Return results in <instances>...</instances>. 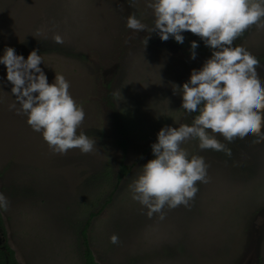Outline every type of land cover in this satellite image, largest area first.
Instances as JSON below:
<instances>
[{
    "label": "rangeland",
    "instance_id": "obj_1",
    "mask_svg": "<svg viewBox=\"0 0 264 264\" xmlns=\"http://www.w3.org/2000/svg\"><path fill=\"white\" fill-rule=\"evenodd\" d=\"M130 14L152 27L145 0H0V54L10 46L27 58L38 49L49 82L63 74L84 108L78 133L96 141L90 153L53 152L9 109L10 86L0 88V192L9 201L0 210L2 244L19 264H85L87 248L97 264H264V140L229 143L215 134L230 155L189 140L182 147L208 166L194 197L165 207L163 219L132 200L129 185L153 158L158 130L190 125L197 114L180 107L176 85L211 53L190 32L183 44L134 32ZM236 45L264 65V26L253 25Z\"/></svg>",
    "mask_w": 264,
    "mask_h": 264
},
{
    "label": "clouds",
    "instance_id": "obj_2",
    "mask_svg": "<svg viewBox=\"0 0 264 264\" xmlns=\"http://www.w3.org/2000/svg\"><path fill=\"white\" fill-rule=\"evenodd\" d=\"M152 10L149 29L135 14L126 18V27L134 32L156 33L161 41L170 38L183 44V33L200 38L210 50L201 67L193 68L181 90V108L197 113L192 123L162 126L150 145L152 159L129 185L132 200L148 210L149 216L187 204L197 191L196 182L206 177L207 164L202 156L182 147L189 140L198 141L200 150L212 149L230 155V149L215 134L231 143L235 138L255 136L264 140V65L242 45L234 41L253 25L264 26V0H145ZM149 35V37L151 36ZM53 40L61 44L59 34ZM196 40L190 42V59L197 57ZM43 58L33 49L25 58L13 47L0 54L6 75L0 88L10 86L14 103L10 110L27 117L33 131L41 133L49 148L64 154L70 149L81 153L93 151L96 141L78 129L85 111L69 92L70 83L63 74H55L50 83L41 67ZM44 65V64H43ZM211 130V131H209ZM9 206L0 192V210ZM110 242L116 244L113 235Z\"/></svg>",
    "mask_w": 264,
    "mask_h": 264
},
{
    "label": "trees",
    "instance_id": "obj_3",
    "mask_svg": "<svg viewBox=\"0 0 264 264\" xmlns=\"http://www.w3.org/2000/svg\"><path fill=\"white\" fill-rule=\"evenodd\" d=\"M121 133H123V130H121ZM121 146L125 148V143L121 142ZM124 170L125 169L123 167L122 174L126 173V171L124 172ZM1 226H3V221L0 215V227ZM83 235L85 236V231ZM85 244L87 246L86 241ZM0 264H19L15 256V252L9 247L8 244H2L1 237H0ZM85 264H97L93 253L88 248L85 251Z\"/></svg>",
    "mask_w": 264,
    "mask_h": 264
}]
</instances>
